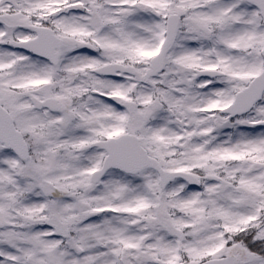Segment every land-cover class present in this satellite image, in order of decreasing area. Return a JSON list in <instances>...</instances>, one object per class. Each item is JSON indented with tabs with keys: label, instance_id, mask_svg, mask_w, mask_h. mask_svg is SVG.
I'll list each match as a JSON object with an SVG mask.
<instances>
[{
	"label": "snow or ice",
	"instance_id": "snow-or-ice-1",
	"mask_svg": "<svg viewBox=\"0 0 264 264\" xmlns=\"http://www.w3.org/2000/svg\"><path fill=\"white\" fill-rule=\"evenodd\" d=\"M0 264H264V0H0Z\"/></svg>",
	"mask_w": 264,
	"mask_h": 264
}]
</instances>
